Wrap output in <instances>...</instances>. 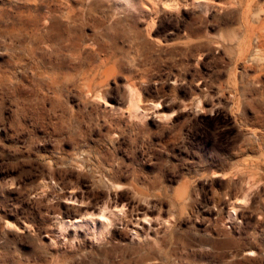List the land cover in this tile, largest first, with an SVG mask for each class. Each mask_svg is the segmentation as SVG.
<instances>
[{
  "label": "rangeland",
  "instance_id": "1",
  "mask_svg": "<svg viewBox=\"0 0 264 264\" xmlns=\"http://www.w3.org/2000/svg\"><path fill=\"white\" fill-rule=\"evenodd\" d=\"M263 19L0 0V264H264Z\"/></svg>",
  "mask_w": 264,
  "mask_h": 264
},
{
  "label": "bare ground",
  "instance_id": "2",
  "mask_svg": "<svg viewBox=\"0 0 264 264\" xmlns=\"http://www.w3.org/2000/svg\"><path fill=\"white\" fill-rule=\"evenodd\" d=\"M263 23H264V19H263ZM96 180H98V179H96ZM212 247V246H211ZM239 251V250H238ZM228 255V254H227ZM232 263V262H231Z\"/></svg>",
  "mask_w": 264,
  "mask_h": 264
}]
</instances>
